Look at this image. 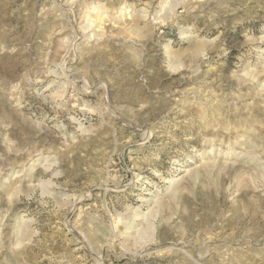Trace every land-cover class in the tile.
Instances as JSON below:
<instances>
[{
	"label": "rangeland",
	"instance_id": "obj_1",
	"mask_svg": "<svg viewBox=\"0 0 264 264\" xmlns=\"http://www.w3.org/2000/svg\"><path fill=\"white\" fill-rule=\"evenodd\" d=\"M0 264H264V0H0Z\"/></svg>",
	"mask_w": 264,
	"mask_h": 264
}]
</instances>
